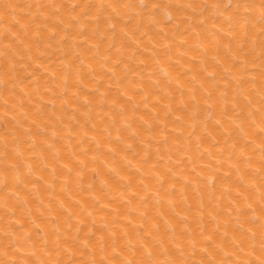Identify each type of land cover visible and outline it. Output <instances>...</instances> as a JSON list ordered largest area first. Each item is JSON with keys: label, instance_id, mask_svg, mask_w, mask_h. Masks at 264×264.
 <instances>
[{"label": "bare ground", "instance_id": "bare-ground-1", "mask_svg": "<svg viewBox=\"0 0 264 264\" xmlns=\"http://www.w3.org/2000/svg\"><path fill=\"white\" fill-rule=\"evenodd\" d=\"M262 4L0 0V264H260Z\"/></svg>", "mask_w": 264, "mask_h": 264}, {"label": "snow or ice", "instance_id": "snow-or-ice-1", "mask_svg": "<svg viewBox=\"0 0 264 264\" xmlns=\"http://www.w3.org/2000/svg\"><path fill=\"white\" fill-rule=\"evenodd\" d=\"M262 12H261V19L264 20V4L261 5ZM14 264V262H13ZM260 264H264V260L260 261Z\"/></svg>", "mask_w": 264, "mask_h": 264}]
</instances>
